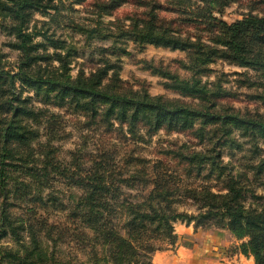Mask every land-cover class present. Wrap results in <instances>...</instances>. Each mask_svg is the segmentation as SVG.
<instances>
[{"label": "rangeland", "instance_id": "rangeland-1", "mask_svg": "<svg viewBox=\"0 0 264 264\" xmlns=\"http://www.w3.org/2000/svg\"><path fill=\"white\" fill-rule=\"evenodd\" d=\"M48 3L59 9L55 18L50 14L54 13L53 8L30 9L27 15L29 45L34 55L25 68L29 73L45 76L66 70L71 78L82 81L100 75V86L111 82L117 90L138 91L195 107L208 100L216 102L210 104L213 110H231L264 119V67L224 56L221 51L225 46L217 42L221 35L219 22L229 24L245 17L249 11L246 0H233L220 9L214 8V25L202 15L199 0ZM260 7L257 5L252 12L261 14L264 6ZM11 20L6 17L3 21ZM156 22L160 31L169 29V33L196 44L183 47L150 41L148 31ZM245 36L256 43L249 55L264 54L262 37H251L249 33ZM14 41V30L3 26L0 16V68L13 73L21 57ZM198 43L204 44L203 53L212 48L214 55L202 60ZM13 81L16 94L23 100L21 104L31 112L19 116L29 138L11 139L15 153L7 158L0 189V201L5 199L4 205L0 203V216L3 211L11 219L7 234L0 237L4 246L0 264H26L8 254L15 247L12 229L29 239L28 230L18 228L22 222L33 226L35 242L46 251L47 260L42 264H76L86 258L85 233L91 230L79 213L78 196L83 193L81 183L94 171L95 162H100L101 170L104 167L109 180L117 175L119 167L126 175L137 164L148 166L153 177L151 170L161 164L181 189L206 186L215 190V172L209 164L214 158L207 148L220 141L223 144L217 145V158L225 164L219 168L223 176L226 178L231 172L250 179L248 182L254 181V191L264 203V167L257 170L264 159V132L233 123L227 130L200 116L187 117L182 125L169 124L166 118L157 125L153 117L148 127L139 123L130 126L112 114L102 113L108 105L103 101L45 84L35 85L21 74H15ZM192 83L213 92L200 99L195 88L189 86ZM6 87L7 82L0 80V101L8 94ZM8 114L0 106V118ZM2 124L0 121V127ZM231 164L235 167L231 168ZM181 165L185 168L181 169ZM40 173L43 181L36 177ZM153 187L150 181L112 186L130 194L132 200ZM245 196L244 203L250 204L253 198L249 190ZM72 205H78L75 212ZM175 205L184 208L195 204L184 201ZM188 209L193 211L194 207ZM174 232L173 244H163L151 253L152 264H250V258L255 264L253 256L239 247L243 238L234 236L220 220L195 226L178 219L174 221Z\"/></svg>", "mask_w": 264, "mask_h": 264}, {"label": "trees", "instance_id": "trees-1", "mask_svg": "<svg viewBox=\"0 0 264 264\" xmlns=\"http://www.w3.org/2000/svg\"><path fill=\"white\" fill-rule=\"evenodd\" d=\"M199 1L202 3L199 5L203 12L202 15L207 18L208 24L214 25L213 9H220L233 0ZM246 3L249 5V11L245 17L229 24L219 22L218 34L221 35L217 42L225 46L221 51L224 56L248 65L264 67V54L257 57L249 55L256 43L245 36L246 33H249L251 37H262L264 40V0H246ZM257 5L263 8L261 14L252 12V9ZM49 8L55 10L54 13H50L51 18H55L60 13L57 6L54 3H48V0H0L1 24L14 30V44L21 52L15 73L0 68V80L7 82L6 94L8 93L0 101V106L9 112L7 117L0 118V121L3 122L0 127V189L3 187L6 165L8 164L7 158L13 157L11 155L15 153V149L10 145L11 139L13 137L19 140L29 138L28 131L19 116L29 114L31 109L23 107L21 104L23 100L14 90L13 78L15 74H21L25 80L35 85L45 84L72 95L103 101L108 105L102 109V113L112 114L120 123L127 122L130 126L139 123L148 127L153 117L157 125L163 121L161 118H166L169 124L179 122L182 125L186 122L184 120L187 117L200 116L206 121L218 122L227 130L233 123L264 132V119L231 110L211 109L210 104L215 105L216 102L206 100L207 103L204 105L195 107L184 103L165 101L138 91H121L114 88L111 82L100 86V75L91 76L92 78L82 81L79 78H71L66 70L60 73L52 71L51 74L45 76L29 73L25 68L34 55L31 53L29 45L31 34L27 30V15L30 9L46 11ZM6 17L12 19L11 22L3 21ZM55 20L58 21V19ZM119 29L121 32L122 26H119ZM160 29L161 26L157 22L150 26L148 31L151 35L150 41L183 47L196 44L194 41H188L176 34L169 33V29L164 28L161 31ZM197 46L200 50L198 52L202 53V60L214 55L212 48L203 53L202 46L204 44L198 43ZM189 86L195 88L194 93L200 99H204V96L213 92L210 91V88L197 87L194 83ZM96 110L100 111L97 108ZM99 113L101 114V112ZM215 143L218 146L223 144L220 141ZM217 145L207 148L209 152L212 151L214 158L209 164L215 172V190L206 186L181 189L164 171L167 168L161 164L151 170L154 174L153 177L149 174L148 166L137 164L133 168V172L126 175L119 167L117 175L109 180V175L105 173L104 167L101 170L98 166L100 162H95L94 171L86 177L85 182L81 183L83 193L78 196L79 213L91 232L85 233L84 244L85 247L88 246L86 258L78 260L79 262L76 264H152L151 253L156 248H162L163 244L168 245L175 242L174 221L178 219L187 223L192 222L195 226L220 220L234 236L243 238L239 244L241 251L251 254L255 264H264V203H260L261 195L255 193L254 181L248 182L250 179L231 172L227 173L226 178L223 176L219 168L225 164H221L217 158L220 153V147ZM183 166L181 165L180 168H185ZM230 167L235 166L231 164ZM259 167H264V159L258 164L257 170ZM39 176L36 177L43 181L44 175L40 173ZM243 179L246 182L242 181ZM148 181L152 182L154 187L135 200L130 198V194L112 188L116 184L125 183L134 186L140 182ZM262 183L264 184V181ZM247 190L253 198L250 204L244 203ZM3 200L5 199L0 201L1 205H4ZM184 201L195 205H185L184 208L181 207L182 205H175L177 202ZM76 206L78 205L71 206L73 212H75ZM189 206H193L194 210L189 211ZM10 221V217L1 211L0 237L1 234H7V226ZM18 228L28 230L29 239H26L18 229L11 228L10 232L13 234L15 247L8 254L18 258L21 263L42 264L45 262L47 254L45 249L35 242L33 226L22 222ZM2 249L4 246L0 244V253Z\"/></svg>", "mask_w": 264, "mask_h": 264}, {"label": "crops", "instance_id": "crops-1", "mask_svg": "<svg viewBox=\"0 0 264 264\" xmlns=\"http://www.w3.org/2000/svg\"><path fill=\"white\" fill-rule=\"evenodd\" d=\"M248 261H250V264L253 262V261L251 260V258H250V259H248Z\"/></svg>", "mask_w": 264, "mask_h": 264}]
</instances>
